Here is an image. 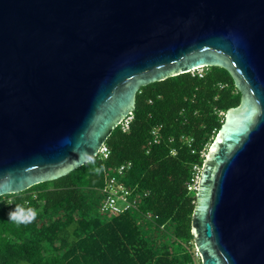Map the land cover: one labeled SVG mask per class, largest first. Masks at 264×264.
Masks as SVG:
<instances>
[{
  "label": "water",
  "instance_id": "95a60500",
  "mask_svg": "<svg viewBox=\"0 0 264 264\" xmlns=\"http://www.w3.org/2000/svg\"><path fill=\"white\" fill-rule=\"evenodd\" d=\"M217 65L240 92L195 188L201 264H264V0H0V182L89 161L145 84Z\"/></svg>",
  "mask_w": 264,
  "mask_h": 264
},
{
  "label": "trees",
  "instance_id": "16d2710c",
  "mask_svg": "<svg viewBox=\"0 0 264 264\" xmlns=\"http://www.w3.org/2000/svg\"><path fill=\"white\" fill-rule=\"evenodd\" d=\"M203 70L202 76L187 71L142 85L128 128L117 125L105 141L106 158L96 155L58 178L0 195V264H194L196 199L187 183L225 111L240 100L225 68ZM158 124L161 139L151 143L150 129ZM125 160L131 161L126 184L147 194L135 209L102 213L100 188ZM16 203L35 209L36 217L8 220Z\"/></svg>",
  "mask_w": 264,
  "mask_h": 264
},
{
  "label": "built area",
  "instance_id": "2783aa9c",
  "mask_svg": "<svg viewBox=\"0 0 264 264\" xmlns=\"http://www.w3.org/2000/svg\"><path fill=\"white\" fill-rule=\"evenodd\" d=\"M192 74L198 76L203 75V66L196 67L190 70ZM222 86V85H220ZM132 112H129L125 117L118 123L122 130H126L129 126V122L132 119ZM161 139V125H154L150 129V142L158 143ZM183 142L190 144L192 141L191 137L182 136ZM192 152L194 149L191 150ZM170 153H175V148L170 149ZM109 154V148L106 143H102L97 151V156L106 158ZM202 154H205L204 152ZM131 166L130 160H125L117 165L111 174L106 177L105 184L100 188L102 198L100 201L99 210L102 213L115 214L126 210L135 209L140 199L147 194L146 191H142L135 185H127L125 182V175L127 170ZM201 166L199 164H193L192 175L189 179L188 188L195 189L198 182L199 172ZM192 255L194 264L200 263V254L197 248L192 243Z\"/></svg>",
  "mask_w": 264,
  "mask_h": 264
},
{
  "label": "clouds",
  "instance_id": "9594fccd",
  "mask_svg": "<svg viewBox=\"0 0 264 264\" xmlns=\"http://www.w3.org/2000/svg\"><path fill=\"white\" fill-rule=\"evenodd\" d=\"M88 159L91 160L90 157ZM97 171H99V169H97ZM0 190H6L8 192L13 191L11 185L7 181L0 182ZM6 203H11V199L6 201ZM7 215L8 220L21 224L31 222L36 217L37 212L32 207L25 208L21 204L16 203L13 208L9 209Z\"/></svg>",
  "mask_w": 264,
  "mask_h": 264
}]
</instances>
